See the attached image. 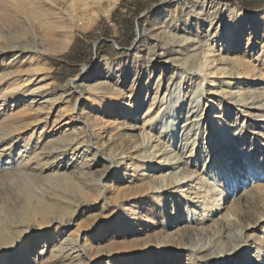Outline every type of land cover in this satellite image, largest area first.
I'll use <instances>...</instances> for the list:
<instances>
[{"label": "rangeland", "instance_id": "obj_1", "mask_svg": "<svg viewBox=\"0 0 264 264\" xmlns=\"http://www.w3.org/2000/svg\"><path fill=\"white\" fill-rule=\"evenodd\" d=\"M32 1L0 21V264H264L263 137L237 102L264 93V5L126 0L129 34L111 20L123 0L82 21ZM88 33L90 62L64 75L49 58Z\"/></svg>", "mask_w": 264, "mask_h": 264}, {"label": "bare ground", "instance_id": "obj_2", "mask_svg": "<svg viewBox=\"0 0 264 264\" xmlns=\"http://www.w3.org/2000/svg\"><path fill=\"white\" fill-rule=\"evenodd\" d=\"M13 1L14 2H12L11 0H0V21H2V22H4V21L13 22L11 14H10L11 13V10H10L11 5L14 6V9L12 11L17 16H20L21 14L24 15L26 13L31 14L32 11H30V9L32 7L30 8V5L33 4L32 0H13ZM103 1L104 0H66L65 6H66V9L68 11L69 16L72 18L75 17V19H77V21H82L87 16H89L90 20L91 19L93 20L94 17H98L100 14H103V15L109 17V15L111 13V8L103 9L102 8L103 7ZM115 1L116 0H108V4H110L109 7L114 6ZM203 1H204L203 6H206L207 0H203ZM51 2H54L55 6H56L59 3V0H51ZM98 8H100V11L98 10ZM60 13H63V11L61 10ZM207 13L209 15H211V12L208 11ZM229 14H230V16L232 15V13H229ZM237 17H239V20L241 19L242 21L247 19V16L245 14H238ZM222 24H223V21L221 20L217 23L210 24V26L208 28H209L210 32H215L214 35L217 36L219 33V29L222 26ZM170 35L172 36V38H176L179 41L183 40V39L179 38L177 32L171 31ZM239 35L240 34H236L235 37H239ZM67 43H68V40L65 39L64 46H66ZM13 51L20 52L21 54H24V53H27L31 50H27L24 48L22 49V48L14 46ZM261 55H262L261 60L264 62V51L262 52ZM198 58H199L198 54H195V55H192L190 57H186L184 59L183 63L186 66L190 65L191 67H195L196 66L195 64H196V61L198 60ZM148 66L149 67L155 66L153 58H151L150 61H148ZM158 86L159 87L163 86V83L161 82V80L158 81ZM241 89H242V91L239 92L237 102L246 103L247 105H249L251 108L254 109V110H250V118L251 119H257L259 117L264 116V93H261V94L255 93L253 91V88L251 85L244 86ZM255 109H260V111L259 112L257 110L255 111ZM251 119H250V125L248 126L249 130H252V132H254L255 135H257V136L260 135L261 137H263L262 139H259L260 141L255 142L256 143L255 148H256V159L258 161V165H259V169H260L259 177H262L264 179V146L261 145L264 142V125L260 126L261 128L258 129L257 124L254 123L253 120H251ZM233 143H234V147H236L237 141H233ZM82 145H81V148L83 147ZM90 147L93 148L92 145L86 146V148L84 147L85 148L84 151L89 150L88 148H90ZM4 150H6V149H4ZM246 218L248 220H251V223L253 222V218L251 217V215L246 216ZM225 233H229V231L226 229ZM54 238H56V235L53 233H49V234L44 235L45 242L52 241ZM239 252L240 251L236 250L233 253L234 258L238 257Z\"/></svg>", "mask_w": 264, "mask_h": 264}, {"label": "trees", "instance_id": "obj_3", "mask_svg": "<svg viewBox=\"0 0 264 264\" xmlns=\"http://www.w3.org/2000/svg\"><path fill=\"white\" fill-rule=\"evenodd\" d=\"M236 3L248 11H254L262 8L264 0H236ZM130 7H134V14L139 13L140 9L135 4H130L128 1L123 0L121 5L113 12L111 20L117 24L120 32L124 29L129 34H133V20L131 17H128V10H130ZM124 10H126L125 13ZM100 25H104V28L101 29L103 36L109 37L112 32V26L104 18L99 21L98 26ZM91 34L92 33H88L85 36L82 35L81 37L75 39L71 48L65 54L49 58L58 67V69L64 73V75L67 73L69 76H72L77 73L79 64L90 62L93 48L92 44L87 41V38L91 36ZM123 36H125V34ZM128 39L130 38L128 37ZM128 42L129 41L126 40V38L123 39V41L120 38L118 39V44L120 46H124ZM100 44L97 46L98 55L102 53Z\"/></svg>", "mask_w": 264, "mask_h": 264}]
</instances>
